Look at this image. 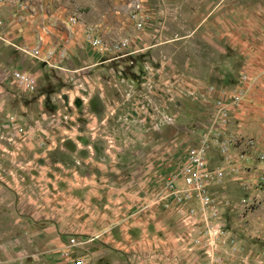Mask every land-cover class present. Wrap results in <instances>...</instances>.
<instances>
[{
	"label": "rangeland",
	"instance_id": "374dc122",
	"mask_svg": "<svg viewBox=\"0 0 264 264\" xmlns=\"http://www.w3.org/2000/svg\"><path fill=\"white\" fill-rule=\"evenodd\" d=\"M69 3L78 20L67 21L82 25L92 59L36 57L44 71L33 91L11 77L0 91V264H264V80L193 76L195 89L184 90L183 72L169 76L148 51L164 42L149 36L165 30L152 1ZM89 26L101 48L88 42ZM191 147L224 169L205 209L195 196H162ZM50 222L58 229L42 240Z\"/></svg>",
	"mask_w": 264,
	"mask_h": 264
},
{
	"label": "crops",
	"instance_id": "0c3cea01",
	"mask_svg": "<svg viewBox=\"0 0 264 264\" xmlns=\"http://www.w3.org/2000/svg\"><path fill=\"white\" fill-rule=\"evenodd\" d=\"M150 1L156 11H162L165 28L164 34L154 33L149 36L154 42L164 38V42H160L162 45L149 46L151 59H165L169 76L175 74V69H180L183 78L185 77L184 90L195 89L196 84L193 82L199 79L193 76H200L204 81H210L208 77L211 76L220 86L234 81L239 72L250 74L256 84L264 80V0ZM29 2L30 8L19 15L14 14L15 8L9 0L0 7V19L4 21L0 29V91L5 79L11 77L13 68L33 70L35 76L43 73L40 60L27 53L24 48L38 46L36 34L42 24H53L51 34H47L41 43L42 51L62 43L66 49V62L73 64L76 60L92 59L84 49L86 42L81 36L82 25L73 26L67 21L77 10L73 3L66 4V0ZM159 48L164 51L159 52ZM143 51L146 52L147 49ZM138 53H131L134 59ZM238 57L240 61H236ZM213 59L219 62L214 63L211 61ZM10 170L15 172V169ZM142 207L141 197L138 198L136 209ZM51 213L52 211L43 212L42 219H50ZM145 213L146 211L142 212L138 218L144 219ZM57 229L51 222L44 223L38 233L44 236L43 240L54 235ZM52 241L57 247L61 244L59 238Z\"/></svg>",
	"mask_w": 264,
	"mask_h": 264
},
{
	"label": "built area",
	"instance_id": "2783aa9c",
	"mask_svg": "<svg viewBox=\"0 0 264 264\" xmlns=\"http://www.w3.org/2000/svg\"><path fill=\"white\" fill-rule=\"evenodd\" d=\"M7 0H0V7ZM15 10L14 14L19 15L20 12L27 9V3L25 0H9ZM70 22L75 24L78 20L77 15H72L68 19ZM4 25V21L0 19V29ZM87 29V28H86ZM42 31L45 33L49 32L48 26H43ZM88 31V42L95 48H101L102 39L93 33V29L89 26ZM44 35L39 34L37 37L38 42L43 41ZM26 52L34 57H37L49 65H56V63L67 57L65 48L59 50L53 47L47 48L42 51L39 46L37 47H24ZM58 60V61H57ZM56 62V63H55ZM11 77L13 82L21 90L33 91L36 88L37 80L35 75L30 71L23 68H16L12 70ZM246 77V76H244ZM242 96L235 95L236 100H240ZM237 102V101H236ZM225 113V112H223ZM225 115V114H224ZM206 141V140H205ZM225 151V149H224ZM187 155V158H186ZM224 177V169L222 167L209 168L207 164V158L203 148L191 147L186 150L185 158L182 160L176 169L170 173L169 177L163 182L161 187L163 199L171 196L174 201L190 200L194 196L201 202V208L205 209V206H209L211 202V194L209 193V187L219 183ZM183 181L186 188H178L177 182ZM70 246L76 244V237L69 239ZM77 264H84L83 260H76Z\"/></svg>",
	"mask_w": 264,
	"mask_h": 264
}]
</instances>
